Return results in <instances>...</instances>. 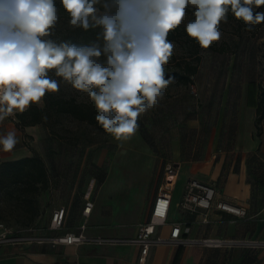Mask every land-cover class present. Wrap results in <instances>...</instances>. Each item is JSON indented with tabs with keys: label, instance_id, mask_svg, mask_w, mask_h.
<instances>
[{
	"label": "rangeland",
	"instance_id": "rangeland-1",
	"mask_svg": "<svg viewBox=\"0 0 264 264\" xmlns=\"http://www.w3.org/2000/svg\"><path fill=\"white\" fill-rule=\"evenodd\" d=\"M55 2L59 20L49 38L77 46L103 44L98 37L100 27L72 28L60 0ZM255 10L264 11V6ZM192 13L193 9L187 8L181 24L169 32L174 47L163 66L172 77L184 74L186 66L195 68L191 83L174 77L158 106L140 114L138 130L126 141H117L103 130L95 119L96 107L85 93L56 77L54 70L49 73L59 82V91L50 92L53 98L75 100L92 114L95 123L47 111L45 123L37 129L35 146L44 156L49 190L29 207L0 191V223L14 229L33 227L41 235L55 236L58 234L48 230L53 210L65 207L69 214L64 228L75 231L74 212L88 201L94 208L102 206V214L125 229L148 220L151 198L172 183L168 179L175 175L177 152L202 145L201 127L215 121V108L222 100L227 97L234 107H240L246 88L249 100L257 86L264 90V22L249 31L229 12L227 21L219 25L221 39L204 49L186 34L185 25L194 18ZM35 105L44 108V97ZM197 124L198 131L193 129ZM183 182L181 177L175 194Z\"/></svg>",
	"mask_w": 264,
	"mask_h": 264
},
{
	"label": "clouds",
	"instance_id": "clouds-1",
	"mask_svg": "<svg viewBox=\"0 0 264 264\" xmlns=\"http://www.w3.org/2000/svg\"><path fill=\"white\" fill-rule=\"evenodd\" d=\"M72 28L100 27L103 44L77 46L52 40L59 20L55 0H0V121L38 104L46 92H58L59 82L94 103L96 121L117 141L138 130V117L158 106L174 77L164 65L173 51L168 33L193 19L186 34L204 49L221 39L228 13L249 31L264 22V0H60ZM101 57H104L101 60ZM15 131L0 135V148L12 151Z\"/></svg>",
	"mask_w": 264,
	"mask_h": 264
},
{
	"label": "crops",
	"instance_id": "crops-1",
	"mask_svg": "<svg viewBox=\"0 0 264 264\" xmlns=\"http://www.w3.org/2000/svg\"><path fill=\"white\" fill-rule=\"evenodd\" d=\"M258 94L256 89L252 100H249L246 88L245 100L240 107H234L226 97L222 105L215 108V121L201 127L204 134L202 145L195 149L180 148L177 152V161L173 162L175 175L171 180L168 220L166 225L157 227V235L168 237L171 226L180 224L182 236L189 239L248 237L264 240V118L258 135L255 127ZM18 113L16 111L15 115ZM15 115L0 121V135L15 131L18 139L12 151L5 152L0 148L2 162L30 157L32 154L25 144L42 155L35 146V135L39 128L27 127L23 133L13 121ZM193 129L198 131L200 127L197 124ZM181 177L184 182L175 194ZM187 179L213 186L221 200L243 208L249 220H238L233 215L215 210H198L197 213L182 211L179 202ZM154 199L155 195L150 200V208ZM82 209L74 212L76 222L72 227L75 231L64 228L62 233H54H78L79 227L85 224L83 234L88 237L132 238L137 234L139 227L125 229L119 226L113 218L102 214V206H93L88 218L82 215ZM204 214L208 217V224L201 223ZM139 258L140 248L137 246H98L88 243L0 246V264H138ZM145 264H264V249L157 246L150 249Z\"/></svg>",
	"mask_w": 264,
	"mask_h": 264
},
{
	"label": "built area",
	"instance_id": "built-area-1",
	"mask_svg": "<svg viewBox=\"0 0 264 264\" xmlns=\"http://www.w3.org/2000/svg\"><path fill=\"white\" fill-rule=\"evenodd\" d=\"M15 122V118L13 119ZM169 184V183H168ZM171 184L160 188L155 196L154 202L149 211V220L141 224L137 234L132 238L118 237H88L83 234L85 224L79 227V232L66 231L63 235L44 236L36 232L33 227L14 229L0 223V246L21 244H65L80 245L83 243L98 246H137L140 248V258L138 264H145V258L153 247L173 246L186 247L190 245H201L208 248H238L243 250L264 249V240L253 238H202L189 239L182 236L180 224L171 226L168 237H161L156 234L157 227L166 225L171 204ZM92 202H86L82 209L85 218L90 216L93 209ZM179 208L184 212L197 213L198 210L209 212L211 210L224 212L235 216L238 220L248 221L246 212L243 208L231 202L221 200L215 188L208 184H203L195 179H188L181 194ZM67 210L60 207L53 210L48 226L50 232H59L64 229ZM202 224H208L206 214L201 218Z\"/></svg>",
	"mask_w": 264,
	"mask_h": 264
},
{
	"label": "trees",
	"instance_id": "trees-1",
	"mask_svg": "<svg viewBox=\"0 0 264 264\" xmlns=\"http://www.w3.org/2000/svg\"><path fill=\"white\" fill-rule=\"evenodd\" d=\"M170 37L171 33H168L167 39L169 41H171ZM195 54H198V49L195 50ZM195 73V68L186 66L184 74L172 75L184 84H188L191 83ZM168 76L170 75L165 73V78ZM257 89L259 101L256 107L255 127L259 135L264 118V90H260L259 86ZM44 101V108L32 104L23 113L15 115V124L20 131L24 133V129L27 127H39V125L44 124L48 110H53L57 114H69L78 120H86L90 124L95 123L92 114L88 113L87 110L85 111L75 100L62 97L53 98L50 92H46ZM25 145L32 154L30 157L0 163V191H4L5 195L17 200L24 207H29L34 200H37L38 196L49 190V178L44 156L40 155L29 144ZM36 215L37 212L34 213L33 219Z\"/></svg>",
	"mask_w": 264,
	"mask_h": 264
},
{
	"label": "water",
	"instance_id": "water-1",
	"mask_svg": "<svg viewBox=\"0 0 264 264\" xmlns=\"http://www.w3.org/2000/svg\"><path fill=\"white\" fill-rule=\"evenodd\" d=\"M172 174H175V173H174V172H172ZM171 180H172V178H169V179H168V182H171Z\"/></svg>",
	"mask_w": 264,
	"mask_h": 264
}]
</instances>
